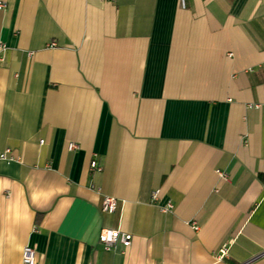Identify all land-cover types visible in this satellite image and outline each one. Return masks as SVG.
I'll use <instances>...</instances> for the list:
<instances>
[{"label": "crops", "instance_id": "obj_1", "mask_svg": "<svg viewBox=\"0 0 264 264\" xmlns=\"http://www.w3.org/2000/svg\"><path fill=\"white\" fill-rule=\"evenodd\" d=\"M3 1L0 264H264V0Z\"/></svg>", "mask_w": 264, "mask_h": 264}, {"label": "built area", "instance_id": "obj_2", "mask_svg": "<svg viewBox=\"0 0 264 264\" xmlns=\"http://www.w3.org/2000/svg\"><path fill=\"white\" fill-rule=\"evenodd\" d=\"M181 4L184 5V0H181ZM6 8V2L3 0H0V11H3ZM5 48L3 46L0 47V51H4ZM0 60L1 57H0ZM248 107H254L258 109L260 106L258 104L256 105H248ZM42 142V141H41ZM69 149H75L77 148L76 145H69ZM10 150H5L2 154H0V159L6 160V161H12L13 158L9 155ZM90 169L92 171L100 172L102 170L101 166L94 160L90 163ZM217 175L225 180L226 175L221 171H216ZM159 196V191L155 190L151 195V203L156 204ZM173 208L171 203H167L164 206L159 207V210L163 213L171 211ZM117 209V200L114 197L111 196H104L101 203V211L106 213H113ZM191 227L194 231L199 230V226L195 221L191 223ZM99 243H101L106 250H114L117 246V244H122L123 246L127 247L130 245L131 242V236L129 234L122 233L118 230H109V229H102L99 233L98 237ZM225 249L222 248L220 250L218 258L221 259L225 255ZM21 264H40L36 260V252L34 248L30 246H25L22 250L21 255Z\"/></svg>", "mask_w": 264, "mask_h": 264}]
</instances>
